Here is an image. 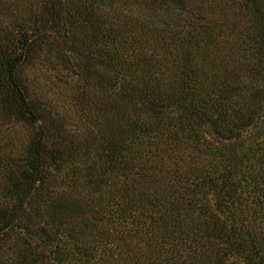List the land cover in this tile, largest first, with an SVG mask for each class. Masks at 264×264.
<instances>
[{"label":"trees","instance_id":"16d2710c","mask_svg":"<svg viewBox=\"0 0 264 264\" xmlns=\"http://www.w3.org/2000/svg\"><path fill=\"white\" fill-rule=\"evenodd\" d=\"M0 264H264V0H0Z\"/></svg>","mask_w":264,"mask_h":264}]
</instances>
